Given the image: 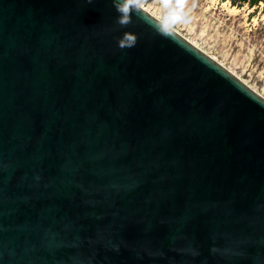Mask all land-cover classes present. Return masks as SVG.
Masks as SVG:
<instances>
[{
  "label": "water",
  "instance_id": "water-1",
  "mask_svg": "<svg viewBox=\"0 0 264 264\" xmlns=\"http://www.w3.org/2000/svg\"><path fill=\"white\" fill-rule=\"evenodd\" d=\"M0 264H264V97L132 0H0Z\"/></svg>",
  "mask_w": 264,
  "mask_h": 264
},
{
  "label": "rangeland",
  "instance_id": "rangeland-1",
  "mask_svg": "<svg viewBox=\"0 0 264 264\" xmlns=\"http://www.w3.org/2000/svg\"><path fill=\"white\" fill-rule=\"evenodd\" d=\"M264 97V2L134 0Z\"/></svg>",
  "mask_w": 264,
  "mask_h": 264
},
{
  "label": "trees",
  "instance_id": "trees-1",
  "mask_svg": "<svg viewBox=\"0 0 264 264\" xmlns=\"http://www.w3.org/2000/svg\"><path fill=\"white\" fill-rule=\"evenodd\" d=\"M233 5H241L243 3H246L250 5L251 7L258 6L260 3L264 2V0H230Z\"/></svg>",
  "mask_w": 264,
  "mask_h": 264
},
{
  "label": "bare ground",
  "instance_id": "bare-ground-1",
  "mask_svg": "<svg viewBox=\"0 0 264 264\" xmlns=\"http://www.w3.org/2000/svg\"><path fill=\"white\" fill-rule=\"evenodd\" d=\"M132 1H134V0H132ZM135 2V1H134ZM136 3V2H135ZM139 6L141 7V5L139 4ZM144 9V8H143ZM146 10V9H145ZM147 11V10H146ZM150 13V12H149ZM196 46V45H195ZM197 47V46H196ZM199 48V47H198ZM200 49V48H199ZM202 50V49H201Z\"/></svg>",
  "mask_w": 264,
  "mask_h": 264
}]
</instances>
